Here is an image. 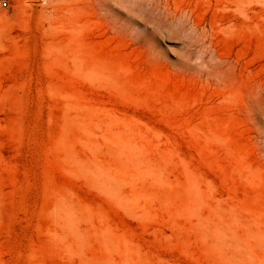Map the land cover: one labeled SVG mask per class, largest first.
<instances>
[{"label":"rangeland","instance_id":"1","mask_svg":"<svg viewBox=\"0 0 264 264\" xmlns=\"http://www.w3.org/2000/svg\"><path fill=\"white\" fill-rule=\"evenodd\" d=\"M0 0V264H264V0Z\"/></svg>","mask_w":264,"mask_h":264},{"label":"built area","instance_id":"2","mask_svg":"<svg viewBox=\"0 0 264 264\" xmlns=\"http://www.w3.org/2000/svg\"><path fill=\"white\" fill-rule=\"evenodd\" d=\"M1 3H2L3 6L7 5V1H5V0H1Z\"/></svg>","mask_w":264,"mask_h":264}]
</instances>
